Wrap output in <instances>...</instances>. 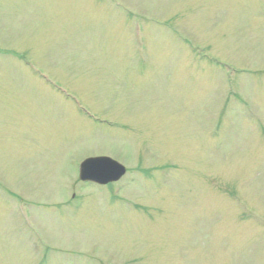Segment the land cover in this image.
I'll return each instance as SVG.
<instances>
[{"label":"rangeland","instance_id":"rangeland-1","mask_svg":"<svg viewBox=\"0 0 264 264\" xmlns=\"http://www.w3.org/2000/svg\"><path fill=\"white\" fill-rule=\"evenodd\" d=\"M0 264H264V0H0Z\"/></svg>","mask_w":264,"mask_h":264},{"label":"water","instance_id":"water-1","mask_svg":"<svg viewBox=\"0 0 264 264\" xmlns=\"http://www.w3.org/2000/svg\"><path fill=\"white\" fill-rule=\"evenodd\" d=\"M124 172L125 168L119 162L106 156H99L88 158L81 164L80 176L84 180L106 183L118 179Z\"/></svg>","mask_w":264,"mask_h":264}]
</instances>
